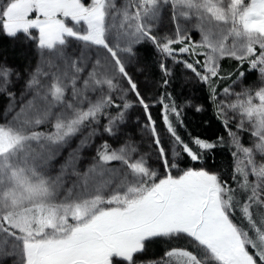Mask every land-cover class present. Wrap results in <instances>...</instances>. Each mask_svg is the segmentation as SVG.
I'll list each match as a JSON object with an SVG mask.
<instances>
[{
	"label": "snow or ice",
	"instance_id": "1",
	"mask_svg": "<svg viewBox=\"0 0 264 264\" xmlns=\"http://www.w3.org/2000/svg\"><path fill=\"white\" fill-rule=\"evenodd\" d=\"M0 264H264V0H0Z\"/></svg>",
	"mask_w": 264,
	"mask_h": 264
}]
</instances>
